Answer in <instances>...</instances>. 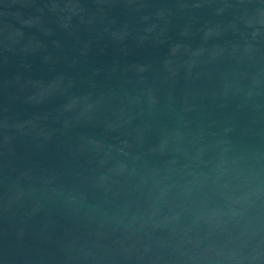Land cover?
Here are the masks:
<instances>
[{
    "label": "water",
    "instance_id": "95a60500",
    "mask_svg": "<svg viewBox=\"0 0 264 264\" xmlns=\"http://www.w3.org/2000/svg\"><path fill=\"white\" fill-rule=\"evenodd\" d=\"M0 264H264V0H0Z\"/></svg>",
    "mask_w": 264,
    "mask_h": 264
}]
</instances>
